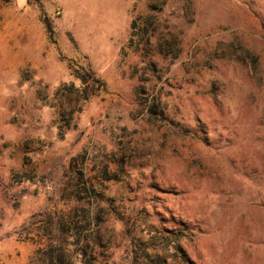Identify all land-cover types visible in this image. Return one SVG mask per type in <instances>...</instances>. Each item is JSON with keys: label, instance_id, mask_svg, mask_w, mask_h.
Masks as SVG:
<instances>
[{"label": "rangeland", "instance_id": "374dc122", "mask_svg": "<svg viewBox=\"0 0 264 264\" xmlns=\"http://www.w3.org/2000/svg\"><path fill=\"white\" fill-rule=\"evenodd\" d=\"M45 1L0 43V264L79 196L93 264H264V0Z\"/></svg>", "mask_w": 264, "mask_h": 264}, {"label": "trees", "instance_id": "16d2710c", "mask_svg": "<svg viewBox=\"0 0 264 264\" xmlns=\"http://www.w3.org/2000/svg\"><path fill=\"white\" fill-rule=\"evenodd\" d=\"M132 28L135 30V23H132ZM78 188L72 193L79 194ZM79 198L74 199L77 204L79 220L74 221V217H72L73 220H68L66 217L60 216L56 222H50L48 225L52 226L54 230L45 231L46 235L50 236V244L46 249L38 252L41 255L38 258L41 264H78L75 260L77 254H81L83 264H93L96 254L101 252L104 254V250L107 249L99 227L104 222L103 218L99 211L94 212L93 203L89 201L87 202L88 207H85L86 203L81 202L80 196ZM90 205L91 210H88ZM99 250L100 252H98ZM177 251L182 254L187 264H192L180 245L177 246ZM130 264H137V262L133 260Z\"/></svg>", "mask_w": 264, "mask_h": 264}, {"label": "crops", "instance_id": "0c3cea01", "mask_svg": "<svg viewBox=\"0 0 264 264\" xmlns=\"http://www.w3.org/2000/svg\"><path fill=\"white\" fill-rule=\"evenodd\" d=\"M32 1L33 0H11V2H9L10 5H4L3 8H0V17L2 16V19L0 20V43L17 41V39L22 35V31H19V29H17V27L22 23L21 19L17 17L13 19H7V17L5 16L7 10L18 11V13L25 14L30 8H32ZM72 1L78 2L80 0H46L45 3L48 10H56V12H59V15L61 16L62 11L60 9H62L64 5ZM8 6L9 9H7ZM9 25L14 26V31L11 33L7 32V27Z\"/></svg>", "mask_w": 264, "mask_h": 264}]
</instances>
